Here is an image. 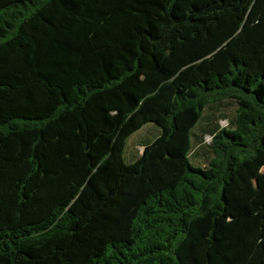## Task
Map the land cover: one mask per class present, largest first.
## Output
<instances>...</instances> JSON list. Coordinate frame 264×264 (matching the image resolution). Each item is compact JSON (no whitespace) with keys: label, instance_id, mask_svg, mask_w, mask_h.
Masks as SVG:
<instances>
[{"label":"trees","instance_id":"16d2710c","mask_svg":"<svg viewBox=\"0 0 264 264\" xmlns=\"http://www.w3.org/2000/svg\"><path fill=\"white\" fill-rule=\"evenodd\" d=\"M0 264H264V0H0Z\"/></svg>","mask_w":264,"mask_h":264},{"label":"rangeland","instance_id":"374dc122","mask_svg":"<svg viewBox=\"0 0 264 264\" xmlns=\"http://www.w3.org/2000/svg\"><path fill=\"white\" fill-rule=\"evenodd\" d=\"M235 110V105L233 103H229L224 107L223 113L228 115V117H232ZM222 113V112H221ZM207 115L210 114L209 112L206 113ZM221 127H224L228 125V120L225 118H220L219 120ZM201 121L199 124L193 129L192 131V144L194 145L195 139H194V133L198 130V127L201 126ZM205 123V122H204ZM160 135V129L158 126H156L153 123L145 125L140 131L135 133L133 136H131L127 140L126 149L124 153V158L126 163H132L135 160H137L139 154L142 153V148L145 144H149L153 142L158 136ZM209 136L205 137V141H209ZM196 143L194 145V149L198 147ZM192 162L196 166H202L204 157L201 156H192Z\"/></svg>","mask_w":264,"mask_h":264},{"label":"crops","instance_id":"0c3cea01","mask_svg":"<svg viewBox=\"0 0 264 264\" xmlns=\"http://www.w3.org/2000/svg\"><path fill=\"white\" fill-rule=\"evenodd\" d=\"M142 151H143V148H142Z\"/></svg>","mask_w":264,"mask_h":264}]
</instances>
